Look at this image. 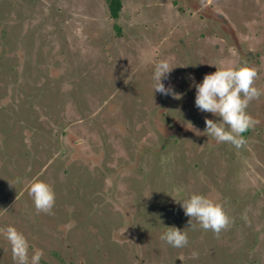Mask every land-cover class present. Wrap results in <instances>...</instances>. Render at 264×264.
Wrapping results in <instances>:
<instances>
[{
  "label": "rangeland",
  "instance_id": "rangeland-1",
  "mask_svg": "<svg viewBox=\"0 0 264 264\" xmlns=\"http://www.w3.org/2000/svg\"><path fill=\"white\" fill-rule=\"evenodd\" d=\"M161 59L178 99L152 90ZM209 59L257 71L239 148L194 104ZM37 180L51 213L28 193ZM192 193L229 225L188 226ZM8 226L40 264H264V0H121L117 19L107 0H0V264H15ZM166 226L187 245L162 241Z\"/></svg>",
  "mask_w": 264,
  "mask_h": 264
},
{
  "label": "clouds",
  "instance_id": "clouds-1",
  "mask_svg": "<svg viewBox=\"0 0 264 264\" xmlns=\"http://www.w3.org/2000/svg\"><path fill=\"white\" fill-rule=\"evenodd\" d=\"M174 67L166 59L154 64L152 71L153 92L169 94L180 98L172 86H166L162 81ZM257 77L255 68L240 64L239 66H224L212 73L205 74L200 82L193 81L196 89L194 104L198 110L212 113L219 119L205 118L204 132L218 142L228 143L236 148L241 147L246 138L244 132L254 127L258 121L247 111L249 102L261 95L254 80ZM28 193L38 211L51 213L55 203V192L48 183L37 180L33 182ZM186 216L188 226L195 220L199 227L219 233L230 223L221 204L200 193H192L187 199L179 201ZM186 228V227H185ZM185 228L166 226L160 239L173 247H183L188 243V233ZM6 238L10 243L15 264H40L42 250L36 249L29 255V242L25 235L14 226L5 229ZM193 256L198 255L195 251Z\"/></svg>",
  "mask_w": 264,
  "mask_h": 264
},
{
  "label": "flooded vegetation",
  "instance_id": "flooded-vegetation-1",
  "mask_svg": "<svg viewBox=\"0 0 264 264\" xmlns=\"http://www.w3.org/2000/svg\"><path fill=\"white\" fill-rule=\"evenodd\" d=\"M108 1L109 0H107V3H108ZM120 1V5H121V0H119ZM109 8V7H108ZM120 11H121V6H120V10H119V12H118V16H117V18L119 17V13H120ZM109 15H110V17L112 18V16H111V14H110V10H109ZM116 18V19H117ZM117 26H114V29L116 30L115 32L116 33H118V28H116ZM163 35L165 34V32H163L162 33ZM167 35H169V34H167ZM166 37H168V36H166ZM171 37V36H170ZM175 41H179V38H177ZM204 47H206V48H208L209 49V55H206V56H204V55H201L200 56V58H198V60H197V62H198V65L200 66L201 65V63L203 64L204 62H206L207 60H206V58H207V56H211V53H212V51H211V49L209 48V47H207V46H205L204 45ZM211 52V53H210ZM240 54V53H239ZM241 55V54H240ZM241 56H246V55H241ZM209 62V65L211 64V68H216V63L215 62H213L212 60H208ZM215 61V60H214ZM213 62V63H212ZM202 66V65H201ZM202 70H207V69H202Z\"/></svg>",
  "mask_w": 264,
  "mask_h": 264
},
{
  "label": "trees",
  "instance_id": "trees-1",
  "mask_svg": "<svg viewBox=\"0 0 264 264\" xmlns=\"http://www.w3.org/2000/svg\"><path fill=\"white\" fill-rule=\"evenodd\" d=\"M120 1L119 0H109L108 7L110 10V14L112 18L116 19L118 16V12L120 10Z\"/></svg>",
  "mask_w": 264,
  "mask_h": 264
}]
</instances>
